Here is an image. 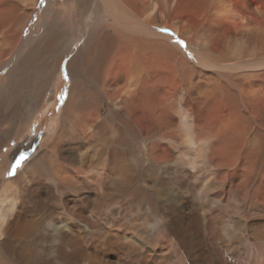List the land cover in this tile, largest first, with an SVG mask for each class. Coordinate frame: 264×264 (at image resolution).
<instances>
[{
	"label": "bare ground",
	"instance_id": "6f19581e",
	"mask_svg": "<svg viewBox=\"0 0 264 264\" xmlns=\"http://www.w3.org/2000/svg\"><path fill=\"white\" fill-rule=\"evenodd\" d=\"M71 1L79 18L75 29L54 0H46L42 21L34 20L40 0H0V70L13 66L11 99L34 97L27 91L46 90L61 61L71 57L60 135L76 126L77 145L85 149L80 170L86 168L92 184L98 177L97 195L84 199L83 227L101 221L107 203L130 196L140 202L142 185L168 235L201 243L198 235L206 232L213 241L217 212L226 207L231 230L264 240V0L63 5ZM96 162L98 176L91 175ZM28 164L0 181V264H131L134 247L115 241L117 231L100 229L88 244L76 227L48 229L56 213L37 202ZM59 170L58 181L70 187L75 177ZM21 191L28 193L27 207L18 204ZM189 192L197 194L190 200ZM213 250L211 264H233L225 249ZM234 257L245 264L237 251ZM258 259L248 262L264 264Z\"/></svg>",
	"mask_w": 264,
	"mask_h": 264
},
{
	"label": "rangeland",
	"instance_id": "374dc122",
	"mask_svg": "<svg viewBox=\"0 0 264 264\" xmlns=\"http://www.w3.org/2000/svg\"><path fill=\"white\" fill-rule=\"evenodd\" d=\"M63 1L54 0L53 6L62 11L63 18L67 20V25L71 26L72 21L74 22L72 28L75 29L78 27L79 18L77 10L74 8V2L71 1L72 3L69 5H63ZM46 5V0H40L36 10L37 17L34 20H44V7ZM93 15L91 13L87 21ZM42 29L40 32H42ZM70 58L69 56L61 61L58 72L54 75L46 90L34 93L35 90L32 87L27 91L29 95L33 92L34 97L20 94L11 99L9 95L11 92L7 90L9 83L11 84L10 72L13 66L0 70V181L14 178L29 163L27 165V168L29 167L27 171L28 183L36 190L37 202L44 200L47 208L56 213L54 219L47 222L48 229L76 227L82 239L88 244H92L94 237L100 235L101 232H98L100 229L105 232L117 231L120 234V239H115V241L121 242V245H132L134 247V253L130 257L131 264H144V262L148 264H211L213 248L215 247L225 249L228 254L225 256L228 263H239L234 257L236 251L245 264H249V259L253 262V259H258L259 256L260 260L258 259V261L264 262V240L252 238L249 233L231 230L232 219L228 215L226 207L219 208L220 210L217 212L219 214V229L215 228L216 238L213 241H211V235L206 232L198 235L202 239L201 243L182 241L175 234H166L160 227L163 220H160L150 209L148 202L151 197L148 198L147 190L142 185L143 197H141L140 202L137 201V197L130 196L128 202L125 203L119 200L107 203L103 207L105 209L102 208L103 214H106H102L101 219H99L101 221L95 218L96 223L91 229L88 230L83 227L82 224L88 222L85 218L88 208L84 203V199L88 195L90 197L97 195L98 177L95 179V183L92 184V178L87 173L86 168L80 170L78 164H82L84 161L85 149L77 145L76 140L81 137L77 135V132H74L76 126L69 124L64 133L60 135L63 127V108L72 86V76L68 69ZM10 87V91L12 88L14 89L13 84ZM11 102L13 106H10ZM9 106L12 109H8ZM74 124H77V122ZM58 137L60 139L54 144L53 149L48 148L49 150L45 152L47 153L45 156L33 160L46 144L55 141ZM74 157L77 159L75 160ZM22 158L24 159L21 160ZM17 161L21 162L20 167L16 169L14 175H9ZM143 161L146 160L143 158ZM57 170L73 174L75 178L71 186L69 185L71 188L60 184L57 174H55ZM91 170L93 171L91 175L98 176L101 166L96 162L92 165ZM194 193L197 194V192ZM194 193L189 192L186 197H190ZM21 195L18 204L20 206V203L23 204L24 202L27 207L29 203L28 193L21 191ZM151 216L153 219H151ZM127 233L131 237L126 238ZM132 235L139 238L141 242L135 240ZM253 246H255L254 249ZM255 253L256 255L253 257L252 255ZM250 256L252 257L249 258Z\"/></svg>",
	"mask_w": 264,
	"mask_h": 264
},
{
	"label": "snow or ice",
	"instance_id": "6c2138e0",
	"mask_svg": "<svg viewBox=\"0 0 264 264\" xmlns=\"http://www.w3.org/2000/svg\"><path fill=\"white\" fill-rule=\"evenodd\" d=\"M161 31L162 32H167L168 30L167 29H161ZM177 43H179V44L187 47V45L185 44V42L182 41V40H178ZM23 159L24 158H22L21 160H23ZM20 164H21V162L20 161H17L16 164L13 166L12 171L9 173V175H14L15 172H16V169L20 167Z\"/></svg>",
	"mask_w": 264,
	"mask_h": 264
},
{
	"label": "clouds",
	"instance_id": "9594fccd",
	"mask_svg": "<svg viewBox=\"0 0 264 264\" xmlns=\"http://www.w3.org/2000/svg\"><path fill=\"white\" fill-rule=\"evenodd\" d=\"M204 153H201V155H203Z\"/></svg>",
	"mask_w": 264,
	"mask_h": 264
}]
</instances>
